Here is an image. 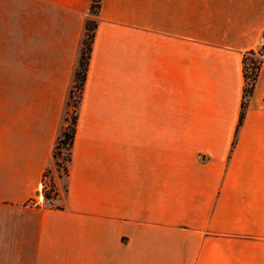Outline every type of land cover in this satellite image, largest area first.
<instances>
[{"label":"crops","instance_id":"0c3cea01","mask_svg":"<svg viewBox=\"0 0 264 264\" xmlns=\"http://www.w3.org/2000/svg\"><path fill=\"white\" fill-rule=\"evenodd\" d=\"M90 1L0 0V205L34 198L33 264H264V51L236 129L264 0ZM86 19L65 191L45 208Z\"/></svg>","mask_w":264,"mask_h":264},{"label":"rangeland","instance_id":"374dc122","mask_svg":"<svg viewBox=\"0 0 264 264\" xmlns=\"http://www.w3.org/2000/svg\"><path fill=\"white\" fill-rule=\"evenodd\" d=\"M13 13L14 24H18L16 22L17 19L15 16V10ZM87 20L93 19H86V21ZM75 95L76 94L73 95L69 103H67L66 98L64 110L61 116V127L58 134L65 125L69 124L70 118L74 111L72 105L73 101L75 100ZM65 156L66 150L62 149L60 157L57 158L58 163H60L59 169L55 170L53 165L51 168H48L49 173L43 179V185L40 186L39 191L42 195V187L44 190H47L49 188L50 180L51 184L53 185V189L58 193V196L55 199H51L49 202L43 203V207L45 208L60 206L59 200L61 199V195L65 188V176L61 170L62 165H64L62 159ZM39 191H37L34 197L38 195ZM37 207L38 206L35 204L34 198L28 200L22 206L0 205V264H33L36 220V215L33 211V208Z\"/></svg>","mask_w":264,"mask_h":264},{"label":"trees","instance_id":"16d2710c","mask_svg":"<svg viewBox=\"0 0 264 264\" xmlns=\"http://www.w3.org/2000/svg\"><path fill=\"white\" fill-rule=\"evenodd\" d=\"M99 2L100 0H91L89 5V12L92 15H95L99 8ZM95 29V21L94 20H87L84 23V32L83 37L81 40L80 45V52L79 57L77 61V66L73 72L72 77V83L70 86V89L68 91L67 95V103L71 101V98L75 95V100L73 101L72 107L74 108V111L72 113V116L70 118L69 124L65 125L64 128L61 130V132L58 134L54 141V145L52 148V160H53V166L55 167V170L59 169L58 163V157L61 155V150H66V156L62 159L64 162V165H62L61 170L63 175L66 177L67 175V164L70 161V155H71V146H72V139L75 131V124L77 119V109L81 97L86 67H87V61L89 57L90 52V46L91 41L93 37ZM263 47L257 49V50H248L245 51L241 56V74H242V89H241V100L239 105V113L237 118V127L241 124L242 119L245 114L246 106L249 97L251 96L257 74L259 71L260 63H261V57L263 54ZM49 173V169L46 168L41 175V185H43V179L47 176ZM65 191V188H64ZM58 196V193L53 189V185L51 184V181L49 180V188L47 190H44L42 187V198L44 202H49L51 199H55ZM54 209H61V206H54L51 207Z\"/></svg>","mask_w":264,"mask_h":264},{"label":"built area","instance_id":"2783aa9c","mask_svg":"<svg viewBox=\"0 0 264 264\" xmlns=\"http://www.w3.org/2000/svg\"><path fill=\"white\" fill-rule=\"evenodd\" d=\"M261 42L264 43V36L262 35Z\"/></svg>","mask_w":264,"mask_h":264}]
</instances>
